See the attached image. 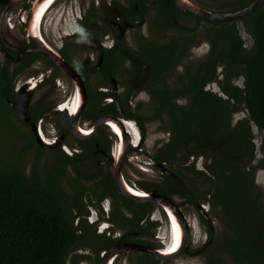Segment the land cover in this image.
I'll use <instances>...</instances> for the list:
<instances>
[{
  "label": "flooded vegetation",
  "instance_id": "1",
  "mask_svg": "<svg viewBox=\"0 0 264 264\" xmlns=\"http://www.w3.org/2000/svg\"><path fill=\"white\" fill-rule=\"evenodd\" d=\"M254 1L0 0V70L11 86L4 97L9 122L1 127L23 174L65 204L79 240L67 264L73 255L76 264H192L169 261L179 251L188 259L200 255L201 264H208L212 251L221 256L213 247L224 225L221 206L211 201L212 151L203 140L196 142L205 131L187 137L185 119L212 43L221 47L212 25L234 20L238 33L243 27L240 16L211 19L195 9L231 13ZM222 79L218 62L213 80L199 89L225 100ZM211 83L219 93L207 88ZM237 113L242 116L234 118ZM244 116L231 112V126ZM152 121L160 122L161 136L149 133ZM27 155L32 158L26 168ZM185 174L190 199L176 190L162 193ZM156 195L171 200L174 214ZM208 207L221 214L218 235ZM189 209L201 231L198 239L186 218ZM173 221L180 241L172 250Z\"/></svg>",
  "mask_w": 264,
  "mask_h": 264
},
{
  "label": "trees",
  "instance_id": "2",
  "mask_svg": "<svg viewBox=\"0 0 264 264\" xmlns=\"http://www.w3.org/2000/svg\"><path fill=\"white\" fill-rule=\"evenodd\" d=\"M238 20L249 36L250 45L244 46L234 20L213 24L212 35L221 47L212 43L208 60L203 64L206 71L199 80V85L213 80L216 64L220 62L223 79L219 87L226 99L201 91L195 78L191 90L194 102L185 119V124L188 121L190 124L185 128L187 137L192 130L206 133L197 135L196 142L203 140L212 151L211 201L217 202L223 211L224 232L213 241L221 256L212 251L206 258L208 264H264L263 195L254 183L256 167L245 162L252 156L251 126L264 137V0ZM237 77L242 78L240 87L231 84ZM0 86L3 87L1 127L9 122L4 111L7 109L4 97L11 92L6 71L0 75ZM235 110L244 111L245 116L231 126L230 113ZM178 124L184 125V121ZM1 156L6 158L0 160V264H67L66 256L79 240L64 213V202L50 188L27 178L19 163L12 160L13 154L0 151ZM256 166L264 167L263 162ZM181 178V182L169 184V189L162 193L176 190L190 199L191 179L186 174ZM77 260L78 256L73 255L70 264H76Z\"/></svg>",
  "mask_w": 264,
  "mask_h": 264
},
{
  "label": "rangeland",
  "instance_id": "3",
  "mask_svg": "<svg viewBox=\"0 0 264 264\" xmlns=\"http://www.w3.org/2000/svg\"><path fill=\"white\" fill-rule=\"evenodd\" d=\"M239 34L244 42V45L246 47H248L250 45V39L248 37V34L243 31V29L241 28V26L239 27ZM235 84L240 86L241 85V78L236 79V81L234 80ZM207 88H209L210 90L219 93L218 92V87L216 86L215 83H211L207 86ZM242 116L241 113H237L234 115V118H238ZM160 122L159 121H152L150 123L149 126V133L153 135V138H155L156 136H161V133L159 132L158 128H159ZM252 138H253V142H254V156L251 160L245 161L247 163V165H252V164H256L259 162H263L264 165V137H262V134L260 132H256L255 128L252 127ZM10 140V138L7 137L6 132L0 127V151H2V153L4 154H8V140ZM263 142V150L259 149V145L260 143ZM149 147L152 144V142L150 141L149 143ZM148 147V148H149ZM6 157L1 156V159H4ZM30 158L31 155H27L24 160L23 163L25 165V167L29 166L30 164ZM26 167V168H27ZM254 183L256 185L257 188L261 189L262 195H263V200H264V167L262 168H256L255 169V174H254ZM264 202V201H263ZM185 211V210H184ZM207 213L208 216L210 217V220L212 221L213 225H214V229H215V233L216 235H218L220 232H222L223 228H222V223L220 220V212L219 209H210V207L207 208ZM186 218L187 220H189V222L193 223L195 225V231L197 234V239L201 237V231L199 228V225L197 223V219L195 217V215L192 213V210L189 209L186 212ZM163 235L165 236V230H163ZM172 260L173 263H178V262H182L183 260H188L190 261L192 264H201L202 262V258L200 257V255H194V257L188 259L187 257H185L184 254H182V251H179L176 253L175 256H172L169 261Z\"/></svg>",
  "mask_w": 264,
  "mask_h": 264
},
{
  "label": "water",
  "instance_id": "4",
  "mask_svg": "<svg viewBox=\"0 0 264 264\" xmlns=\"http://www.w3.org/2000/svg\"><path fill=\"white\" fill-rule=\"evenodd\" d=\"M263 0H255L254 2H252L251 4H249L248 6L242 8V9H239L235 12H231V13H222V14H216V13H210V12H205V11H202L200 9H195V13H198L200 15H202L203 17H206V18H211V19H231V18H236V17H239V16H242V15H245L251 11H253L254 9H256L262 2ZM43 5H46V2L43 3ZM1 50V49H0ZM20 104H16V106H19ZM23 110L26 112V108H25V105L23 107ZM119 188L120 190L123 192L124 188L122 189L121 185L119 184ZM149 195L152 196V194L150 193ZM157 200H159V202L165 207L166 206V210L169 211V213L171 214H174V211H173V207L174 205H172L171 203V200L164 196V195H156L155 197ZM105 259V258H104Z\"/></svg>",
  "mask_w": 264,
  "mask_h": 264
},
{
  "label": "bare ground",
  "instance_id": "5",
  "mask_svg": "<svg viewBox=\"0 0 264 264\" xmlns=\"http://www.w3.org/2000/svg\"><path fill=\"white\" fill-rule=\"evenodd\" d=\"M45 1V0H44ZM34 7H41V6H34ZM114 125V124H113ZM117 131H118V129L117 128H115ZM119 132V131H118ZM115 133H117V132H115ZM125 184V183H124ZM130 189V188H129ZM131 190V189H130ZM176 219V218H175ZM180 223V222H179ZM173 226H172V229H173V233H174V237H175V240H174V245H173V247H172V250H173V248H174V246H175V244H176V241H180V239H179V229H178V227L176 226V223L173 221ZM171 231V230H170ZM184 234V233H183ZM170 237H171V235H170ZM172 243V241L170 242V244ZM169 247V246H168ZM177 247H179V246H177ZM176 247V248H177Z\"/></svg>",
  "mask_w": 264,
  "mask_h": 264
}]
</instances>
